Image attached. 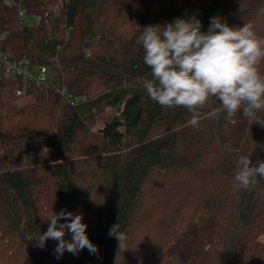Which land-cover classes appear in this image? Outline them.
I'll return each mask as SVG.
<instances>
[{
	"label": "trees",
	"instance_id": "trees-1",
	"mask_svg": "<svg viewBox=\"0 0 264 264\" xmlns=\"http://www.w3.org/2000/svg\"><path fill=\"white\" fill-rule=\"evenodd\" d=\"M192 16L204 32L219 16L264 37V0H0L1 52L53 74L39 86L0 75V264H102L114 224L126 236L114 264H264V179L234 180L239 155L264 161V127L228 118L219 101L194 127L143 88L142 28ZM63 87L85 101L71 106ZM105 106L116 113L93 131ZM30 148L41 163L25 165ZM62 209L82 214L98 254L57 259L56 241L25 238Z\"/></svg>",
	"mask_w": 264,
	"mask_h": 264
},
{
	"label": "clouds",
	"instance_id": "clouds-1",
	"mask_svg": "<svg viewBox=\"0 0 264 264\" xmlns=\"http://www.w3.org/2000/svg\"><path fill=\"white\" fill-rule=\"evenodd\" d=\"M201 28L195 16L142 28L136 42L142 46L143 62L151 70V78L143 84L146 94L162 107H184L192 113L194 127L199 124V110L217 101L228 118L240 114L250 125L264 127V72L258 69L264 60V37L252 24L231 27L219 16L211 18L207 32ZM85 56L91 57L90 50L85 49ZM250 155L238 157L234 177L237 190L251 189L256 177L264 179V161L252 165ZM44 220L47 231L25 237L36 247L45 248L51 239L57 242V259L65 251L78 256L85 248L90 254H98L79 212L62 209ZM66 234L71 235L70 240L65 239ZM108 235L124 248L126 236L118 224L111 226Z\"/></svg>",
	"mask_w": 264,
	"mask_h": 264
},
{
	"label": "built area",
	"instance_id": "built-area-1",
	"mask_svg": "<svg viewBox=\"0 0 264 264\" xmlns=\"http://www.w3.org/2000/svg\"><path fill=\"white\" fill-rule=\"evenodd\" d=\"M19 17L23 20L27 19L24 11H20ZM1 72L10 79L22 77L26 84L33 83L38 86L50 84L53 75L46 66L34 67L27 59L16 60L10 55L3 54L0 46V75ZM59 92L71 106H77L85 101V98L75 97L66 87L61 88ZM17 95L23 96L24 90L18 91Z\"/></svg>",
	"mask_w": 264,
	"mask_h": 264
},
{
	"label": "rangeland",
	"instance_id": "rangeland-1",
	"mask_svg": "<svg viewBox=\"0 0 264 264\" xmlns=\"http://www.w3.org/2000/svg\"><path fill=\"white\" fill-rule=\"evenodd\" d=\"M28 23H35L36 20L34 18H28L26 19ZM31 99L29 97H25L23 99H21L19 101L18 104H20V106H23L25 104L30 103ZM116 111L110 107H103L101 108L98 113L95 115V119L94 121L89 125V127L94 131L97 128H100L103 126V124L109 120L110 118H112L115 115ZM41 163V159L40 156L38 154V152L36 151V149L34 148H30L27 151L26 154V161H25V165L31 166V165H36ZM124 257V256H123Z\"/></svg>",
	"mask_w": 264,
	"mask_h": 264
},
{
	"label": "water",
	"instance_id": "water-1",
	"mask_svg": "<svg viewBox=\"0 0 264 264\" xmlns=\"http://www.w3.org/2000/svg\"><path fill=\"white\" fill-rule=\"evenodd\" d=\"M116 249H117V240L114 237L109 236L104 250V258L102 264H114Z\"/></svg>",
	"mask_w": 264,
	"mask_h": 264
}]
</instances>
